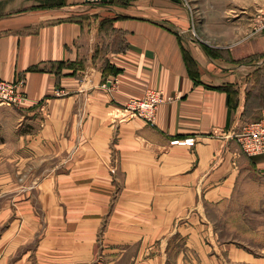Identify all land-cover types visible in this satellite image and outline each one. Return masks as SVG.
<instances>
[{
  "label": "crops",
  "instance_id": "0c3cea01",
  "mask_svg": "<svg viewBox=\"0 0 264 264\" xmlns=\"http://www.w3.org/2000/svg\"><path fill=\"white\" fill-rule=\"evenodd\" d=\"M123 2L0 0V80L25 98L0 105V264H90L113 169L134 211L110 222L146 223H109L104 264L127 246L128 264H264V155L232 137L264 0ZM148 89L164 93L154 124L124 119Z\"/></svg>",
  "mask_w": 264,
  "mask_h": 264
},
{
  "label": "rangeland",
  "instance_id": "374dc122",
  "mask_svg": "<svg viewBox=\"0 0 264 264\" xmlns=\"http://www.w3.org/2000/svg\"><path fill=\"white\" fill-rule=\"evenodd\" d=\"M123 1L117 0V3L122 4ZM128 0H125L123 3H127ZM258 13V12H257ZM260 17L264 18V13H259ZM258 15V14H257ZM196 16V15H195ZM264 24V23H263ZM257 26V25H256ZM253 60H245L243 63L246 64L250 63ZM258 60H256L257 64ZM259 63V62H258ZM257 68L254 72L249 81L247 82V85L244 90V94L242 95V98L244 99V105H243V111H242V122H250L254 121L257 118L260 117L261 110L264 107V61L259 63L258 65L255 66ZM111 179L113 182L115 180H118L119 178V183L118 186L115 188H111V203L109 204V207L105 214L102 216L101 223L99 227L97 228L96 232V237H95V246H94V256L93 260H90V264H104L108 263L110 261H114L117 259L118 255L114 253H106L103 255L102 250H103V232L108 229L109 223L111 224V228L117 227L118 225L124 226L126 228H135V227H140L141 225H144L146 222H138L135 220H121V221H113L112 223L110 222L111 219V213L114 212V205L119 203L116 206H120L121 202L124 201V195L128 191L126 190L122 185V175L118 174L115 169L112 170L110 173ZM128 194V193H127ZM123 205L122 208L126 209L127 214L128 213H133L134 211L133 206H130L129 204H121ZM126 205V208L124 207ZM40 226L39 229L42 231H46V229L49 227V223L44 220L42 216V212H40ZM186 220L178 219L175 221H172L170 225V229H176L178 227H181L183 224H185ZM178 238V237H177ZM27 249L33 251L35 249L34 243L31 242L29 246H27ZM121 255V254H120ZM34 256V255H33ZM32 256V262L33 264L35 263V259ZM135 257V248L134 247H126V252L124 254V257L121 258V263L122 264H128L132 262V258ZM120 264V263H118Z\"/></svg>",
  "mask_w": 264,
  "mask_h": 264
},
{
  "label": "built area",
  "instance_id": "2783aa9c",
  "mask_svg": "<svg viewBox=\"0 0 264 264\" xmlns=\"http://www.w3.org/2000/svg\"><path fill=\"white\" fill-rule=\"evenodd\" d=\"M109 91L115 87L116 81H108ZM106 87V84L103 85ZM23 98L17 90L14 83L0 80V105H18ZM164 101L162 90L148 89L143 98L130 100L125 106L124 119H142L148 124L153 125L158 106ZM232 137L238 144L241 152L247 157H256L264 155V107L261 110L260 117L254 121L245 122L238 126ZM172 144L193 146L194 138L184 140H175Z\"/></svg>",
  "mask_w": 264,
  "mask_h": 264
},
{
  "label": "trees",
  "instance_id": "16d2710c",
  "mask_svg": "<svg viewBox=\"0 0 264 264\" xmlns=\"http://www.w3.org/2000/svg\"><path fill=\"white\" fill-rule=\"evenodd\" d=\"M123 1H125V0H123ZM224 90L227 93L229 108L234 110L237 107V103H238V100H236L237 91L232 90V88L230 86L225 88Z\"/></svg>",
  "mask_w": 264,
  "mask_h": 264
},
{
  "label": "water",
  "instance_id": "95a60500",
  "mask_svg": "<svg viewBox=\"0 0 264 264\" xmlns=\"http://www.w3.org/2000/svg\"><path fill=\"white\" fill-rule=\"evenodd\" d=\"M95 2L112 3L113 0H95Z\"/></svg>",
  "mask_w": 264,
  "mask_h": 264
}]
</instances>
